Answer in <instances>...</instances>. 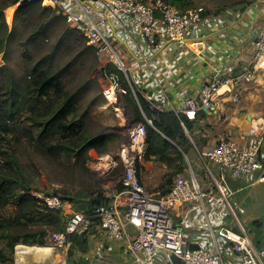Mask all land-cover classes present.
<instances>
[{"label": "built area", "instance_id": "1", "mask_svg": "<svg viewBox=\"0 0 264 264\" xmlns=\"http://www.w3.org/2000/svg\"><path fill=\"white\" fill-rule=\"evenodd\" d=\"M44 1L61 6L60 0ZM72 1L79 8V14L64 7L62 13L68 25L86 36L104 62L103 96L106 106L113 110L118 120L122 135L118 152L99 156L91 166L100 185L110 179L116 181L110 207L101 208L96 215L100 230L110 240L124 243L134 264H172V254L180 257L184 264H264V242L258 244L235 213L231 204L233 191L227 179L230 176L246 178L261 168L259 152L264 133H254V139L245 143L221 136L206 153V158L218 166L217 171L207 167L200 176L194 171L188 177L179 176L170 193L157 198L138 177L147 149L145 124L134 123L124 132L121 128L129 124L122 100L130 90L122 83L123 78L130 81V73L113 43V23L120 22L147 46L154 47L165 41L186 42L188 33L201 31L213 13L203 7L182 10L163 0ZM89 1L93 2V12L87 7ZM192 45L201 47L202 43L198 41ZM261 70L264 71V30L255 41L252 66L237 76L215 78L204 84L197 97L185 101V113L194 119L200 110L211 108L220 97L238 103L243 83ZM147 122L153 124L152 120ZM106 159L108 166L103 165ZM118 170L120 172L113 175ZM261 180L264 182V175ZM38 197L46 206L61 210L67 217L64 231L53 233L51 240L59 249H69L72 246L70 236L85 233L90 227V218L83 211L75 210L63 195L50 193ZM183 204H192L201 210L211 204L226 207L229 214L234 215V225H223L217 230L211 228L208 241L197 243V249L189 250L185 231L171 216V212ZM160 252L167 254L169 262L160 260Z\"/></svg>", "mask_w": 264, "mask_h": 264}, {"label": "crops", "instance_id": "2", "mask_svg": "<svg viewBox=\"0 0 264 264\" xmlns=\"http://www.w3.org/2000/svg\"><path fill=\"white\" fill-rule=\"evenodd\" d=\"M86 4L93 12V2L89 1ZM60 5L55 7L52 4L45 7L61 11L64 7L74 14H79V8L72 0H60ZM112 28L113 43L121 52L130 73V81L126 82V88L130 90L131 95L128 93L122 100L126 107V116L128 112L129 117V124L121 127L124 132L134 123H144L135 118L134 115L138 112L144 121L150 120L149 114L155 115L160 112L185 115V101L190 97H197L204 84L215 78L237 76L250 68L255 41L264 30V0L213 13V17L201 31L188 33L186 42L165 41L150 47L120 22L115 21ZM198 41L202 43L201 47L192 45ZM142 101L147 104L148 111L143 107ZM189 120L192 127L188 129L184 126L189 140V152L184 156L183 169L179 173L186 170L181 176L188 177L191 171H194L200 176L207 167L217 171L218 166L206 158V153L218 143L221 136L245 143L254 139V133H264V71L255 73L243 83L238 103L229 101L227 97H220L211 108L200 110L194 119ZM115 138L119 150L122 135L119 134ZM196 149L203 151L201 159L196 156L194 158L197 168L189 164L185 169L186 159L190 160L191 153ZM259 161L261 168L249 177L261 172L262 176L264 175V142L259 152ZM155 164L165 173H173V176L170 179L167 173L159 185L147 187L142 180L141 171H146V167L154 168ZM116 172L114 174V171L113 175L120 171ZM175 176L176 171H170L166 164L156 160L146 162L145 158L138 173L140 182L157 198L163 197V194L166 196V191L172 189ZM227 179L229 182L233 181L231 176ZM115 182L110 179L102 183L107 196L114 195ZM261 182L263 183L262 180ZM174 212L176 225L183 228L190 244L207 242L211 228L217 230L223 225H234L227 208L217 205L211 204L206 210H201L192 204H183ZM129 229L132 231L131 227ZM81 240L83 243L74 244L73 253L68 255L70 264H134L132 257L125 250L124 243L107 238L98 225L90 224ZM255 240L261 241V238ZM159 255L162 262H169L165 252H160Z\"/></svg>", "mask_w": 264, "mask_h": 264}, {"label": "trees", "instance_id": "3", "mask_svg": "<svg viewBox=\"0 0 264 264\" xmlns=\"http://www.w3.org/2000/svg\"><path fill=\"white\" fill-rule=\"evenodd\" d=\"M20 1L22 0H0V55L4 53L5 57L10 40L17 29L15 25L9 32L5 9ZM42 3L43 0H29L20 6V11L27 15L21 20L22 24L29 23L28 16L31 17L34 9L39 7H42L43 11L52 13V18L56 10L65 19L61 10L47 8ZM36 19L38 22L39 19ZM38 24L34 33L26 40H22L20 44L24 50L23 56L29 60V71L22 78H18L5 65L0 69V208L14 206L18 208L21 219L34 224L55 227L62 232L65 229L67 217L61 210L49 208L38 196L32 194L36 189L18 162L16 146L27 141L47 157H63L67 160L77 157L84 170L88 172L89 150L93 149L99 154L108 153L103 148L108 143L109 135L102 131L87 135L85 113L80 114L78 111L77 94L65 90L64 86L63 79L68 75L70 66L55 67L53 52L39 60L32 59L26 53L28 48L38 45L41 37L43 40L48 38V35L44 33L52 24L49 16L47 19H41ZM102 72L105 71L102 70ZM122 85L127 87L125 83ZM142 102L143 107L148 111L147 104ZM135 118L143 121L146 127V162L160 161L166 164L170 171H176V174L181 172L184 156L189 152V140L184 128V126L188 129L192 127L189 116L187 114L179 116L172 112L149 114V119L153 121L152 125L144 121L139 112L136 113ZM169 175L171 179L173 173ZM170 191H166V195ZM96 193V191H90L87 197L91 198ZM63 196L77 210L76 197L68 194ZM87 202L89 208L83 212L90 218L91 225H98L99 218L96 215L101 208L110 207L112 196H106L105 191L100 189L95 198ZM46 235L41 231L38 235L33 233L13 237L10 234L8 248L13 253L19 244L42 246L45 244L43 238ZM84 235L85 233L70 236L72 245L74 246L76 242L83 243L81 238ZM256 241L258 244L262 243V241ZM72 253L71 249L69 255ZM3 255L0 251L1 260L5 259Z\"/></svg>", "mask_w": 264, "mask_h": 264}, {"label": "rangeland", "instance_id": "4", "mask_svg": "<svg viewBox=\"0 0 264 264\" xmlns=\"http://www.w3.org/2000/svg\"><path fill=\"white\" fill-rule=\"evenodd\" d=\"M27 1L29 0H22L5 9L9 32L11 29H14L13 27L15 25L17 29L10 40L6 57L4 53V56L3 54L0 55V69L5 65L18 78H22L26 72L29 71V60L23 56L24 50L20 46L21 41L26 40L29 35L34 33L41 19H47V16H49L52 24L47 29L46 33H44L48 35V38L43 40L41 37L38 45L31 46L28 48L29 50H26V53H28L32 59L39 60L53 52L52 58L55 67L64 68L70 66L68 75L63 79L64 86L65 90L77 94L78 111L80 114L85 113L87 135H94L99 131L108 134V143L103 148V150L108 151V153H104L103 156L112 154L111 152L117 153L118 141L115 137L119 136V132H116L115 128L118 127V122L114 112L111 108L106 106L103 96V88L106 81V78L100 77V73L103 70V60L98 56L94 48L89 45L86 36L68 25L64 17L54 9L55 13H53L54 16L52 18V13L50 14L49 12L43 11L42 7L35 8L31 17L28 16L30 22L22 24L21 20L27 15L25 12L20 11V6ZM163 1L170 5L177 6L182 10L203 7L212 13H221L233 7L252 4L258 0ZM43 5L52 6L51 2L47 1L45 3L44 0ZM36 18L39 19L38 22ZM123 80L126 84V78ZM192 140L196 142L195 139ZM202 154L203 151L201 149H196L192 152L191 159H186L185 169L189 167V164H192L194 167V158L198 157L201 159L203 157ZM88 155L90 159L87 172L84 170V167L77 157L68 160L63 157H47L43 155L40 150H36L27 141H23L16 146L18 162L28 175L32 186L36 189L32 194L34 196L47 195L50 193L68 194L71 197H76L75 208L80 211H86L89 208V204H86L88 203L87 201L94 199L95 195L100 192V189H104L103 185H100L97 180H93L90 176L93 162L97 157L102 155L93 149L89 150ZM194 168L197 167L195 166ZM145 169L146 171H141V177L147 187H151L155 184L159 185L163 180V176L168 173L161 170L160 166L157 164L154 165V168L146 167ZM147 170L149 172H147ZM185 173L186 170L176 174L174 181ZM196 174L199 175L198 173ZM262 174L263 172L254 177L233 179V181H228V183L234 192V195L232 194L231 196V204L235 213L246 230L253 235L254 238H261V241L264 242V182H261ZM163 187L166 188V186ZM90 191L97 192L92 196L93 198L87 197L90 195ZM232 215L231 217L233 218L234 215ZM40 231L43 234H47L45 238H43L44 245L30 246L19 244L15 247L13 253L8 248L10 234L13 235V237L16 235L22 236L33 233L38 235ZM55 232H59L55 227L34 224L21 219L18 208L14 206H9L5 209L0 208V251H2L4 254L3 256H5V259L1 260L0 258V264H70L68 255L69 251L71 249L74 250V248H69L67 250L59 249L51 240V236ZM75 244L80 245V242H76ZM20 246L50 248L52 250V255L38 254L23 257L18 254V248Z\"/></svg>", "mask_w": 264, "mask_h": 264}, {"label": "bare ground", "instance_id": "5", "mask_svg": "<svg viewBox=\"0 0 264 264\" xmlns=\"http://www.w3.org/2000/svg\"><path fill=\"white\" fill-rule=\"evenodd\" d=\"M108 161L109 160L106 159V161L103 163V165L104 166H108ZM18 254L20 256H23V257L24 256H28V255H38V254L52 255V250L50 248H44V247H33V248H30V247L20 246L18 248Z\"/></svg>", "mask_w": 264, "mask_h": 264}, {"label": "water", "instance_id": "6", "mask_svg": "<svg viewBox=\"0 0 264 264\" xmlns=\"http://www.w3.org/2000/svg\"><path fill=\"white\" fill-rule=\"evenodd\" d=\"M100 77H104V74H103V72H101L100 73ZM127 116H128V112H127ZM115 130H116V132H119V134L121 135V129L120 128H115ZM90 176H91V178L93 179V180H97L99 183H100V180H99V178L96 176V174L95 173H93V172H91V174H90ZM176 214H175V212L173 211V212H171V216H175ZM198 248V245L197 244H190V246H189V250H195V249H197ZM170 260H171V263L172 264H184L183 263V261H182V259L180 258V257H178L176 254H172L171 256H170Z\"/></svg>", "mask_w": 264, "mask_h": 264}]
</instances>
